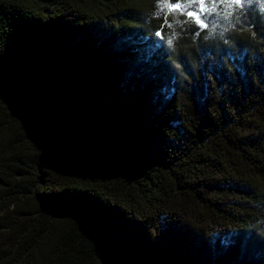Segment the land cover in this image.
I'll return each mask as SVG.
<instances>
[{"label":"trees","instance_id":"16d2710c","mask_svg":"<svg viewBox=\"0 0 264 264\" xmlns=\"http://www.w3.org/2000/svg\"><path fill=\"white\" fill-rule=\"evenodd\" d=\"M149 7L0 0V264H264V3Z\"/></svg>","mask_w":264,"mask_h":264},{"label":"rangeland","instance_id":"374dc122","mask_svg":"<svg viewBox=\"0 0 264 264\" xmlns=\"http://www.w3.org/2000/svg\"><path fill=\"white\" fill-rule=\"evenodd\" d=\"M148 2H150L148 8L150 19L159 29V35L156 33V36L163 41L171 54L172 64L178 68L180 63L178 56L186 51L185 45L181 42V37L185 32H203L207 38L223 36L224 25L228 23V20H222L225 16L224 13L239 17L243 9L249 7L252 3L260 5L264 3V0H240L239 4L235 3L234 0H229L230 6L225 4L223 11H219L216 6L217 3L223 2V0H204L206 10L203 12L199 11V0H167L169 5H181L180 8H173L171 11L168 7H162L164 0H148ZM186 2H190L189 7H184ZM188 12H193L195 15L189 17ZM196 16H199L202 23L196 21ZM163 30H165L164 34ZM169 41L171 42L169 43Z\"/></svg>","mask_w":264,"mask_h":264},{"label":"snow or ice","instance_id":"6c2138e0","mask_svg":"<svg viewBox=\"0 0 264 264\" xmlns=\"http://www.w3.org/2000/svg\"><path fill=\"white\" fill-rule=\"evenodd\" d=\"M223 2H224L226 5L230 6V4H229V0H223ZM234 2L237 3V4H239V3H240V0H234ZM199 5H200V7H199V11H200V12H203V11L206 10V9H205V6H204V0H199ZM189 6H190V2H186L185 5H184V7H189ZM162 7H168V8H169V11H171L173 8H180L181 5H180V4L169 5V4H167V0H164V3L162 4ZM187 15H188L189 17H193V16L195 15V13H193V12H188ZM196 21H197L198 23H202V21H200L199 16H196ZM157 35H159V33H157ZM170 42H171V41H169V43H170Z\"/></svg>","mask_w":264,"mask_h":264}]
</instances>
